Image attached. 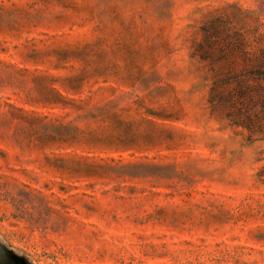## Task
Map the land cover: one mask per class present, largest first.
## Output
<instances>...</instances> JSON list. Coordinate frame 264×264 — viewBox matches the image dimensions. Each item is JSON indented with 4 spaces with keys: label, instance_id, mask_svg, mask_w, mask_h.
I'll return each instance as SVG.
<instances>
[{
    "label": "rangeland",
    "instance_id": "1",
    "mask_svg": "<svg viewBox=\"0 0 264 264\" xmlns=\"http://www.w3.org/2000/svg\"><path fill=\"white\" fill-rule=\"evenodd\" d=\"M224 16L264 34V0H0V264H264V138L198 62Z\"/></svg>",
    "mask_w": 264,
    "mask_h": 264
},
{
    "label": "trees",
    "instance_id": "2",
    "mask_svg": "<svg viewBox=\"0 0 264 264\" xmlns=\"http://www.w3.org/2000/svg\"><path fill=\"white\" fill-rule=\"evenodd\" d=\"M238 17V16H233ZM229 16L203 29L198 62L209 77L207 104L249 138H264V34L251 37Z\"/></svg>",
    "mask_w": 264,
    "mask_h": 264
}]
</instances>
